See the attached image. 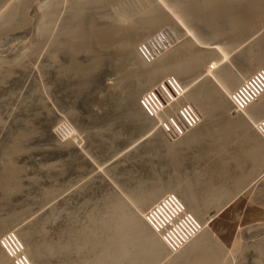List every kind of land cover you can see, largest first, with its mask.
I'll list each match as a JSON object with an SVG mask.
<instances>
[{
  "label": "rangeland",
  "instance_id": "obj_1",
  "mask_svg": "<svg viewBox=\"0 0 264 264\" xmlns=\"http://www.w3.org/2000/svg\"><path fill=\"white\" fill-rule=\"evenodd\" d=\"M60 1L63 2L64 0ZM165 1L167 3H163V0H148V6L159 7L168 13L174 8V1ZM28 2L26 3L27 6L24 7V13L26 14V11H29V13L27 12V15L23 14L26 20L19 21L18 26H16L18 30L14 29L15 31H13L14 26L11 28L12 33L9 30L8 32L6 31L7 33L0 34L1 39L5 37L3 40L0 39V62L4 61L5 68H8L4 69L6 72L3 71L0 76V79L4 74L6 76L0 80V171L4 163L11 160V163L18 170L17 178L20 185L17 190L4 196L3 187L5 186V181L0 175L1 221L6 216V221L4 220L0 224H4L6 227L9 226L5 229H11V231H6L5 233L11 232L9 234L16 235L17 233L14 230L23 231L28 235L27 241H30V243L39 244L40 241L41 243L47 242L49 244H54L55 242V244L63 243V241L65 242L66 239H69L68 232L71 229L79 228L80 224L82 226L87 223V216H89L88 212L90 210L92 212L104 210L102 203H105L109 194L118 196L122 201L129 204L131 208L136 209V206L132 205L134 204L132 195L136 194V192H145L151 185L156 184L153 182L160 180V182L165 183L170 178L175 181L176 178L179 179V175L180 177L183 176L181 177L182 179H186L184 178L185 174L189 176H187L188 179H191V177L194 179L197 177V173L201 171L216 173L217 170H223V172L227 173H224L226 176H220L221 178L218 176L217 179L219 178L221 181L213 179V185L218 188L221 187L222 183H225L227 185L223 184L222 186L228 187L229 185L228 188L230 189L231 184L237 186L235 183L238 181L235 180L242 174L241 170L247 173V170L253 169L256 172L250 174V178L248 177L245 182L241 183L240 186L238 185L239 187L223 198L220 204L207 209L205 219H208V222L210 220L209 225L202 219H198L195 214L190 213L191 211L187 209L185 202L178 194L173 192L166 194L177 197L181 201L184 214H190V217L184 218L185 229H194L197 223L202 225L201 231L209 226L208 229L210 228L209 230L214 238L220 240L223 249H225L221 264L222 262L223 264H264V205H262L264 204V171L261 173V169H257L258 166H253L252 157L247 156L248 154L243 152L244 148H242L241 152L239 149L241 147L237 149L238 151L235 149L231 150L234 147H230L229 152L231 153L225 159L223 154L221 156L217 154L216 156L217 151H215L216 153L212 151V144L214 145V143L205 139L200 145H194L195 147L182 148L181 156L184 159L181 157L183 161L179 164L180 167H176V172H173L175 171L173 170V165L170 163L166 165L169 160L165 153V145H162V143L163 141L173 143L190 131L195 130L203 121L208 123L199 105L194 104L192 101H186L181 104L177 102L178 105H174L176 108H171L173 106V103H171L167 106L165 115L161 116L163 118H159L161 121L158 117H148L141 110L139 101L130 100L128 95L134 93L133 95L135 96L138 90L140 100L143 95L149 92L150 88L146 86L139 87L138 79L122 83L117 81L119 75L115 70L116 63L114 62L120 52L112 46L103 50L102 54L105 53L103 56L106 59H104L102 65L95 68L90 74H86L87 76L83 75L82 77L71 70L72 61L70 62L71 58L67 53L61 51L62 53L60 54L58 52L61 57L58 53L55 57L59 61L57 59L55 61L51 60L54 52L49 50L54 48H50L52 45L47 46L50 43L40 40V45L44 44L41 47L50 48L48 51L45 49L48 52L46 54L49 55L50 53L51 57L47 58L48 55L44 54L45 51L43 53L44 49H40L39 44V48L36 50L38 53L34 52L35 56L27 48L31 46L30 43L32 41L35 43L37 40V27L35 29L33 24H36L35 16L38 14V5L42 3V0H39L40 3L38 1L35 2L34 7L33 0H28ZM64 2L62 3L64 8L61 6L59 15L62 11L66 13L64 10L68 1L65 0ZM129 2L133 1L130 0ZM135 2L138 3V0L133 3ZM28 4L32 5L28 7ZM120 6L122 5L112 4V7L110 6L106 11L110 10L109 13L111 15L114 14L113 16L118 18L121 13L126 12L120 11L123 8V6ZM124 7L128 10L127 6L124 5ZM33 8L35 9L33 10ZM116 8L119 11L118 14L116 13ZM63 13L61 16H63ZM59 15L57 18L61 19ZM243 16L245 18L244 21H251L249 13H244ZM63 18H65V15L60 21L63 22ZM33 19L35 23L31 22ZM58 19L56 20L58 26L55 24L56 27L54 26L53 28L56 29L55 32L58 31L57 27L59 28L61 25H59L61 22ZM181 19L184 25L189 30H192L195 39L197 38L198 45L207 47L206 45L211 46L212 42L225 43V38L222 37V28H220L218 34L214 35L211 32H207L208 30L205 31L206 29L202 25L196 24L198 22L193 23L194 19L193 21H189L191 18ZM20 23L23 24L21 25ZM167 27V25L166 27L163 26L162 30ZM172 28L177 33L180 31L177 25H173ZM259 29L250 30L247 33L249 35L246 34L247 36L238 38L237 44L234 43V45H238L237 48L236 46H230L231 43L228 41H226L225 45L218 44V46H214L218 48L220 46L228 54L225 61L217 62L218 56L214 59V62L216 64L220 63L219 67H227L233 74H240L247 66L245 56L250 53L249 49L254 51L255 40L259 39L261 35V38L264 37V32H262L264 27ZM209 33H211V36ZM254 33L256 34L254 35ZM4 34L6 35L4 36ZM214 37L216 38L214 39ZM182 38L181 36L178 39L176 37L173 47L181 43L183 41ZM28 44L30 45L28 46ZM23 50L24 52L25 50L26 52L28 51L26 58L24 57L26 52L24 53ZM17 51H19V54ZM253 51L250 55L254 57L256 54ZM20 52L24 53V55ZM255 52L257 53V50ZM83 53L77 54L76 62L78 61L77 63L79 64L86 63L87 65V62L83 61L88 60L89 63V57H87L88 55H82ZM31 54L36 58H31L33 56ZM65 54L68 56L66 57ZM17 55L20 59L16 58L18 62L16 61L17 63L15 64L18 68H15L13 66L15 65V60L13 61V59L15 58L10 56L17 57ZM134 56H137V54ZM55 57L52 59H55ZM21 58L25 59L23 65L26 66L22 65ZM49 61H52L51 64L56 62L54 66L58 65L56 66L58 69L53 65L51 66ZM19 62L21 63L20 65H18ZM20 66L22 67L20 68ZM59 68L61 69L60 72L58 71ZM260 69L262 68H257V70ZM203 70L204 67L202 68ZM9 71H11V75L8 73ZM197 72L194 74L189 73V77L187 74L186 77L183 76L180 80L177 77L168 75L161 81L169 77L175 78L183 89L182 95L186 91L185 84L188 85L187 87L190 91H195L207 84L211 88H213L212 85H217L218 81L215 76L208 75L203 77L201 72ZM161 81L155 85H158ZM227 116L233 115L231 113L225 115L220 111L214 110L210 116V123L215 125L217 122L223 121ZM255 132L260 134L258 130H255ZM20 134H25L23 135L25 137L22 138L19 136ZM156 135H158L159 139L156 138ZM16 136L22 139H17ZM17 140L18 142H16ZM14 141L18 150L12 152L11 158H9L4 152H6V148L13 147ZM231 157L232 160L230 159ZM175 159L177 160V157ZM226 162H228L227 165ZM171 169L172 172L170 171ZM236 171H240L241 174L238 172V175ZM259 171L261 175L258 173ZM173 173H177L176 175L178 176L173 175ZM233 175L238 178L235 179ZM224 177L227 179L225 178V180ZM204 186L207 187V185ZM203 188V186L199 187L198 191L196 190L197 193L199 194V190L202 192ZM232 189L234 188L232 187ZM15 214H17V217H14ZM10 216L11 218L14 217V219H10ZM85 220L87 221L85 222ZM201 231L196 234H200ZM5 233L0 236V241ZM197 235H194L179 249L171 250L173 254L182 250ZM17 238H19L18 234ZM166 249L169 250L168 248ZM24 255L28 263L32 264L29 256L26 253ZM48 260L54 262L55 258H49ZM165 260L163 259L154 264H164Z\"/></svg>",
  "mask_w": 264,
  "mask_h": 264
},
{
  "label": "bare ground",
  "instance_id": "obj_2",
  "mask_svg": "<svg viewBox=\"0 0 264 264\" xmlns=\"http://www.w3.org/2000/svg\"><path fill=\"white\" fill-rule=\"evenodd\" d=\"M37 1L39 2V0H36L35 2ZM67 1V5L64 10L66 13H63L62 11L63 16H61L62 13L59 15L63 3L62 1L42 0V3H38V14L36 13V18L34 17L36 19V24H33L35 29L37 27V33L35 31L37 34V40L35 43L32 41L30 43L31 46L28 44L29 48H27V50H30L29 52H32L33 54L34 52L36 54L38 53V51H36L39 48L38 44L40 47L41 45H44H40V40L50 43L48 45L46 43L45 44L47 46L52 45L50 48L54 49L49 50L50 48H45L47 51L49 50L54 52L52 58H54L58 52L60 54L62 52L67 53L71 58L70 62L72 61L70 66L71 70H73L75 74L77 72L82 77L83 75H88V73L90 74L91 71L102 65V62L106 59L103 56L105 53L102 54L103 50L109 49L111 46L115 47L120 52L114 62L116 63L115 70L119 75V79L117 81L122 83L138 79L137 83L139 84V87L146 86L147 88H150L149 92H155L156 89L154 87H158V85L155 84L168 75L177 77L179 80L181 77H186L187 74L189 77V73L194 74L197 71L201 72L203 77L208 75L215 76L218 83L217 85H212L213 88H211L209 84H202L204 86H201L196 90L194 89L195 91H190L187 87L188 85L185 84L186 91L178 104L186 101H192L194 104H198L204 113V117L208 120V123L203 121L201 125L196 127L195 130L190 131L173 143L163 141L164 144L162 143V145H165V148H163L166 149L165 153L170 161H168V164L166 165H169V163L172 164L174 167L173 170H175V168L178 167L184 159L183 156H181L182 148L200 145L201 142L208 139L214 143V145L212 144V147L214 148H212V151H214V153L217 151L216 156L217 154L220 156L223 154L225 156L223 157L226 159L229 153H231L229 152L230 147H234L231 150H237L241 147L239 148L240 151L244 148L243 152L248 154L247 156L252 157L251 161H253V166H258L257 169H261V173L264 171V137L255 132V130H258L259 120L264 117V93H262L257 100L250 104L248 108H245L241 112H237L240 114L234 113L236 111H233V107L229 100L231 90L254 73L257 68L264 69V37L261 38L262 35L260 34V40L258 38L256 39L258 40L257 42L255 40V44H253L256 46L253 45L254 51H252L256 55H254V57L250 55L252 51L249 49L250 53L245 56L247 66L240 74L237 75L233 74L229 69H227V67H219L220 63L216 64L214 62V59L218 56L219 59L217 62L225 61L228 57V54L220 46L219 48L214 47L221 44V42H212V45H206L207 47L198 45V41H196L197 38L195 39L192 30H189L181 19L191 18L189 21H193L194 19L193 23L198 22L196 24L202 25V27L206 29L205 31L208 30L207 32H211L214 35L218 34L220 28H222V37L225 38V43L228 41L233 44H230V46H236L234 43L239 41L238 38L240 39L241 36L249 35L247 33L250 30L252 31L255 28L262 29V27H264L262 26L264 25V0H171L174 1V8H172L168 13L164 12V10H161L159 7L148 6V0H138V3H133L135 0H131L133 1L131 3L129 2L130 0ZM126 1L129 2L127 5ZM27 2L28 0H0V34L6 31L8 32L9 30L10 33L15 31L14 29L18 30V28H16V26H18L17 24L20 20L22 22V20L25 19L24 15H27V12L29 13V11H26V14L24 13V7L27 6ZM35 2L33 0V7L36 4ZM163 3L167 2L163 0ZM112 4L122 5L123 8L120 11L126 12L121 13L120 17L118 16V18H115L113 16L114 14L111 15V13H109L110 10L108 12L106 11L107 8L110 6L112 7ZM30 5L28 7H30ZM124 5L127 6L128 10L125 9ZM62 8L64 7L62 6ZM34 9L35 8H33V10ZM168 9L170 8L168 7ZM118 12L119 11L117 10L116 13L118 14ZM242 13H249L251 21H244L245 18ZM58 15L61 16V19L65 15L63 22L60 21L61 19L57 18ZM28 17L31 18L30 16ZM57 19L61 22H58L59 25H61L59 28L57 27L58 31L55 32L56 29L53 28ZM31 22H34V19L33 21L31 20ZM166 25L168 26V29L162 30V27H166ZM173 25H177L180 28L181 32L179 31V34L172 28ZM14 26L15 28H13ZM56 26L58 25L56 24ZM11 28H13V31ZM172 33L175 38L177 37V39L180 36L183 37V41L175 47L172 46V49L168 48L163 52H159L155 57H148V59L142 57L139 48L142 49V52L145 55H148L147 51L150 49L151 43H153L155 39H159V42H163V38H165L164 42L165 40L169 42V38H172ZM211 33H209L210 36ZM255 34L256 33H254V35ZM5 35L6 34H4V36ZM4 38L5 37H2V39H0L3 40ZM215 38L216 37H214V39ZM149 41L150 43L146 45ZM223 43L224 42H222L221 45H225V43ZM238 43L240 44V42ZM253 46L251 47L253 48ZM237 47L238 45L236 48ZM42 48L43 47L40 49ZM45 48H43V53L45 51L44 54L48 55L46 54L48 52H46ZM255 48L257 53L255 52ZM28 51L26 52L25 50L26 56L24 55V50V53H20L26 58L28 56ZM133 51L134 53L132 54ZM135 51L137 56H134L136 55ZM81 52L85 53L82 55H88L87 57H89V63L88 60H82L83 62H87V65L86 63H83L85 64L83 65L77 63L78 61L76 62L77 54ZM17 53L19 54V51H17ZM59 53L58 55L60 56ZM67 54H65L66 57L68 56ZM34 55L32 57L30 55L29 56L34 59L36 56ZM149 55L152 56L153 54L149 52ZM10 57L15 58L13 59V61L15 60L14 64L18 62V59L16 60V58H19L18 55L17 57ZM49 57H51L50 53L47 58ZM52 58V61H55L56 59L58 60L56 57L55 59ZM21 61L23 65V61H25V59L21 58ZM52 61H49L50 64ZM54 63L51 64V66H54ZM20 64L21 63L19 62L18 65ZM13 66L18 68L16 64ZM5 67L4 61L0 62V76L3 71H5L4 69H8ZM21 67L22 66H20V68ZM203 67L204 70L202 71ZM56 69L58 68L56 67ZM60 70L61 69L59 68L58 71L60 72ZM8 73L10 75L12 74L11 71ZM4 76L5 74L1 77V79ZM161 82L159 84H161ZM133 94L134 93H131L128 97L130 100H136L138 102L140 96H138L139 91L137 90V96L135 95L136 97ZM167 106H169V103L163 104L161 102V105H158V109L161 110V112L154 113V116L150 118H163L161 116L165 115ZM214 110L220 111L225 115L231 113L233 116H227L223 121H219L215 125H211L210 116ZM159 120L161 121V119ZM23 135L20 134L19 136L23 138L25 137ZM158 135H156L157 139H159ZM21 137L16 136L17 139ZM16 142H18V140ZM16 142L13 143V147L6 148V152L4 153L7 157L11 158V153L18 150L17 147H15ZM214 155L213 157H215ZM176 157L177 160L175 159ZM230 159L232 160V157ZM227 163L228 162H226V165ZM235 163L237 164V162ZM170 171L172 172V169ZM249 171L247 170L246 173V171L244 172V170H241L242 174L238 171L241 175H239L236 171L239 175V178L236 177L238 179L235 180L238 181L235 183L237 186L230 183V189L228 188L229 185L228 187L222 186L223 184L227 185L225 183H222L221 187L218 188L213 185L214 180L217 179L218 176H226L225 174L227 173L223 172V170H217L216 173L212 171H201L197 173V177L194 179H192V177L191 179H188V175L185 174L184 178L186 179H182L181 177L183 176L180 177L179 175V179L175 177V181L173 178V181H171L172 179L170 178L171 180L169 179L165 183L160 182V180L158 182H153L156 184L151 185V187L146 189L145 192H136V194L132 195V200H134V204L132 205H135L136 209L131 208L129 204L122 201L121 198H118V196H112L113 194L111 193L112 195L109 194L110 196H107L105 203H102V205H104V210L101 212H92L90 210V212H88L89 216H87L88 221L85 220L87 223L82 226L80 224V226H78L79 228L75 227L76 229H71L68 232L69 239H66L63 243L60 242L55 244V242L54 244H49L47 242L41 243V241V244L30 243V241H27L28 235L26 233L23 231L19 232V230L14 231L21 239L25 248L24 254L26 253V255L29 256L32 264H154L163 259H166L164 264H221L220 262L225 254V249H223L220 240L214 238L212 232L209 230L210 228L208 229L209 226H206L207 228L202 231L200 230V234H196L197 236L189 241V243L186 244L182 250L173 254L171 250H167L165 248V245L160 237L147 225L145 221V212L162 195L173 192L182 198L187 206V209L191 211L190 213L195 214L198 219H202L207 223V225H209L210 220L208 222V219H205L207 209L211 206L220 204L223 198L228 196L232 191L236 190L241 183L248 179L250 174L256 172V170L253 169H249ZM260 171L258 173L261 175ZM173 172H176V170ZM18 174V170L14 164L11 163V160L4 163L3 168H1L0 171V175L5 181V186L3 187L4 196L19 188L20 185L17 178ZM176 174L177 173H173V175ZM225 178L226 177H224V179ZM232 179L231 181L234 180ZM217 180L221 181L219 178ZM201 185L204 187V190H202V192L199 190V194L202 193L199 195L197 191L199 187H202ZM204 185H207V187ZM232 187L234 189H232ZM5 217L3 221L0 219V222H4ZM14 217H17V214H15ZM14 217L12 218L14 219ZM12 218L10 216V219ZM202 224L204 223L202 222ZM3 225L0 224V236L6 231H11V229H5L9 227V224L7 225L8 227L5 225L4 227ZM49 258H55V261L50 262L48 260ZM62 259L66 261H63ZM0 264H13V262L1 250Z\"/></svg>",
  "mask_w": 264,
  "mask_h": 264
},
{
  "label": "built area",
  "instance_id": "obj_3",
  "mask_svg": "<svg viewBox=\"0 0 264 264\" xmlns=\"http://www.w3.org/2000/svg\"><path fill=\"white\" fill-rule=\"evenodd\" d=\"M171 35L172 38H169V42L167 40L164 42L165 38H163V42L155 39L147 51L148 55H145L142 49L139 48L142 57L145 59L155 57L159 52H163L174 46L176 39L173 33ZM149 43L150 41L146 45ZM149 52L153 55L150 56ZM155 89V92H147L139 100L141 110L148 117H153L154 113L161 112L158 109V105H161V102L163 104L173 103L171 108H176L174 105L183 98V89L173 77L164 79ZM262 93H264V69L257 70L234 88L230 93L229 100L233 109L236 112H241L257 100ZM258 132L264 137V117L258 122ZM189 215L184 214L181 201L177 197L166 194L146 210L145 221L151 230L160 237L166 248L175 251L182 247L202 228V225L197 223L194 229H185L184 218L190 217ZM9 233L11 232L5 233L4 237L2 236L3 239L0 241L1 250L13 264H29L24 255L25 248L21 240L15 234Z\"/></svg>",
  "mask_w": 264,
  "mask_h": 264
}]
</instances>
